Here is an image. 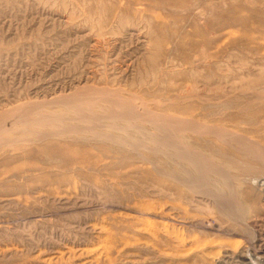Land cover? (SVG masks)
<instances>
[{
  "label": "rangeland",
  "instance_id": "374dc122",
  "mask_svg": "<svg viewBox=\"0 0 264 264\" xmlns=\"http://www.w3.org/2000/svg\"><path fill=\"white\" fill-rule=\"evenodd\" d=\"M148 1L0 0V118L59 110L63 96L108 87L129 99L116 109L137 115L128 142L142 144L1 146L0 264L264 262V0ZM146 112L200 123L178 133L203 172L165 153ZM87 155V165L47 168L52 177L6 172ZM118 227L126 239L108 236Z\"/></svg>",
  "mask_w": 264,
  "mask_h": 264
},
{
  "label": "bare ground",
  "instance_id": "6f19581e",
  "mask_svg": "<svg viewBox=\"0 0 264 264\" xmlns=\"http://www.w3.org/2000/svg\"><path fill=\"white\" fill-rule=\"evenodd\" d=\"M139 1V0H138ZM148 1V0H145ZM99 2V1H98ZM150 2V1H148ZM157 2V1H156ZM129 8H126V10H128ZM221 12V11H220ZM113 16V15H112ZM122 14L119 13L118 18H122ZM113 18V17H112ZM232 19V18H231ZM209 25L208 22H205L204 26L207 27ZM196 29H198V27H196ZM246 37V36H245ZM254 38V37H253ZM248 40V39H246ZM255 39H253L254 41ZM204 41H206L204 39ZM252 41V42H253ZM197 43V41H195V44ZM218 44H216L217 46ZM258 46V45H257ZM256 46V47H257ZM218 47V46H217ZM258 49H260L259 47H257ZM256 48V49H257ZM259 51V50H258ZM202 52V51H201ZM262 52V51H261ZM231 53V52H230ZM259 54V53H258ZM209 60V59H208ZM211 60V59H210ZM213 60V59H212ZM215 61V60H214ZM221 64V63H220ZM203 65V64H202ZM218 65V64H217ZM217 65H215L214 67H216ZM252 66V65H251ZM207 67V66H206ZM218 67V66H217ZM216 70V69H215ZM217 71V70H216ZM215 71V72H216ZM222 71V69H221ZM203 72V71H201ZM218 72V71H217ZM216 72V73H217ZM220 72V71H219ZM257 72V71H256ZM199 73V72H198ZM151 74V73H150ZM225 78V77H224ZM251 78V77H249ZM204 82V81H203ZM236 82V81H235ZM234 82V83H235ZM242 82V81H241ZM228 83V82H227ZM226 83V84H227ZM220 84V83H219ZM197 85V83H196ZM204 85V84H203ZM211 85V84H210ZM213 86V85H212ZM193 87V86H192ZM204 87V86H202ZM225 87V86H223ZM188 88V87H187ZM210 88V86H209ZM226 88V87H225ZM85 90L83 91H79V92H74L72 95L69 96H63L61 97V103L63 104L62 109L60 108L59 110H37L34 109L32 107H24L18 109L17 111L13 112L12 115H9L8 117H2L0 118V124L5 125L2 126L0 128V147L1 146H8V147H15V148H20V146L23 147H32L31 143L33 144V142H40V141H44L50 138H66L69 140H72L75 143H87L90 141H96L95 143L97 144L98 141L101 142L103 140H109V142H116V141H121L124 143H127L128 140L130 139L129 135V128L130 126H135L136 125V120H137V115L130 112L128 115H123L121 114L118 109H116L117 106L127 103L129 100L123 96L120 95L119 92L112 90L108 87L105 88H99V87H85ZM194 89V88H193ZM198 89V88H197ZM196 89V90H197ZM214 89V88H213ZM117 90V89H116ZM187 91V89H185ZM184 90V91H185ZM192 90V89H191ZM202 90V89H201ZM206 90V88H205ZM212 90V88H211ZM219 90V89H218ZM224 90V89H223ZM120 91V90H118ZM185 91V93H186ZM222 91V90H221ZM196 92V91H195ZM199 92V90H198ZM214 92V91H212ZM240 92V91H239ZM244 92V91H243ZM248 92V91H246ZM245 92V93H246ZM250 92V91H249ZM254 92V91H253ZM221 93V92H220ZM256 93V92H255ZM206 94V93H205ZM211 94V92H210ZM257 94V93H256ZM223 96V95H221ZM229 95H227L228 97ZM261 96V95H260ZM263 96V95H262ZM261 96V97H262ZM212 97V96H211ZM225 98V97H224ZM223 98V99H224ZM55 99V98H54ZM60 99V98H59ZM194 99V98H192ZM196 99V98H195ZM205 99V98H204ZM58 100V99H55ZM54 100V101H55ZM190 100V99H189ZM192 101V100H191ZM196 101V100H195ZM255 101V100H254ZM260 102V101H259ZM157 103V102H156ZM189 103V102H188ZM196 103V102H195ZM179 104V103H178ZM203 104V103H202ZM248 105V104H247ZM242 106V105H240ZM264 106V105H263ZM182 106H180L181 108ZM260 107V106H258ZM53 108V107H52ZM59 108V107H58ZM200 108V107H199ZM261 109V108H260ZM174 110V109H173ZM199 110V109H198ZM206 111V110H205ZM232 111V110H231ZM235 111V110H233ZM232 111V112H233ZM255 111V110H254ZM254 111L252 112L254 114ZM257 111V110H256ZM262 111V110H261ZM164 112V111H163ZM182 112V111H181ZM203 111H201L202 113ZM237 112V111H236ZM244 112V111H243ZM242 112V113H243ZM264 112V111H263ZM168 114V113H167ZM179 114V113H177ZM176 114V116H177ZM194 114V113H193ZM239 114V113H238ZM237 114V115H238ZM244 114V113H243ZM246 114V113H245ZM162 114H160V116H158V114H150L149 112L145 114L146 117H149L151 126H155L156 131L158 132V135H156L155 137H158L160 139H162L161 141V145L164 147V151L165 153L168 154V148H173V151L175 154H177L178 156L181 157V161L182 158L185 159V161H190L191 164L193 163V167L195 168V172L198 174H200L201 172L204 171V168L202 166H200L199 163L204 162V160L200 157L201 155L197 152H191V150L189 151L187 146L184 147V145H182L181 142V138L179 137V130L181 129L182 126L187 125L190 126V128H198L200 127V123H193L190 121L187 122H183V121H178L176 120H171L167 117H164ZM170 115V114H168ZM236 115V114H235ZM172 116V115H171ZM247 116V115H246ZM252 116V115H251ZM254 116V115H253ZM181 117V116H180ZM215 117V116H214ZM217 117V116H216ZM221 117V116H219ZM230 117V116H229ZM237 117V116H236ZM239 117V116H238ZM242 117V116H241ZM262 117V115H261ZM260 117V118H261ZM171 118V117H170ZM187 118V117H186ZM210 118V117H209ZM231 118V117H230ZM235 118V117H234ZM259 118V120H260ZM174 119V118H172ZM179 119V118H178ZM218 119V117L216 118ZM219 120V119H218ZM222 120H224V118H222ZM214 121V120H212ZM228 121V120H227ZM261 121V120H260ZM190 122V123H189ZM223 122V121H222ZM204 123V120H203ZM223 125V123H222ZM180 126V127H179ZM203 125H201L202 127ZM219 126V125H217ZM208 127V126H207ZM206 127V128H207ZM212 127V126H211ZM238 127V126H237ZM236 127V128H237ZM245 127V126H244ZM209 128V127H208ZM217 128V127H216ZM219 128V127H218ZM258 128V127H257ZM260 128V125H259ZM184 129V128H182ZM189 129V128H188ZM197 129V130H198ZM203 129V127H202ZM200 128L199 131L202 130ZM211 129V128H210ZM208 130L209 132H207V130L203 129L206 131V133L211 134V132L216 133V135H223L225 134L224 129L219 130V129H214V130ZM242 129V128H240ZM244 129V128H243ZM185 130H187V128H185ZM190 130V129H189ZM188 130V131H189ZM196 130V131H197ZM254 130V129H252ZM138 132H140L139 130H137ZM182 131V130H181ZM205 131H202L205 132ZM227 131V130H226ZM186 132V131H185ZM192 132V131H191ZM231 132V131H230ZM200 133V132H199ZM198 133V134H199ZM205 133V134H206ZM133 134V133H131ZM135 134V133H134ZM197 134V133H196ZM141 135V134H140ZM149 135V134H148ZM214 135V134H213ZM226 135H230L228 133H226L224 136L227 137ZM232 135V133H231ZM235 135L234 137H236L237 134H233ZM142 136V135H141ZM145 136V135H144ZM152 136V135H151ZM182 136V135H181ZM220 136V137H221ZM240 136V135H239ZM154 136H152L151 139L155 138ZM209 137V136H208ZM223 137V136H222ZM231 137V136H229ZM233 137V138H234ZM242 136H240L241 138ZM246 138V137H245ZM132 139V138H131ZM156 139V138H155ZM238 139V138H236ZM197 140V139H196ZM221 140V139H220ZM233 140V139H232ZM66 142V141H65ZM72 143V142H71ZM94 143V144H95ZM104 143V142H103ZM102 143V144H103ZM134 146V147H139V145L142 147V144H140L139 141H137V138H133L130 142H128ZM69 144V143H67ZM78 144V145H79ZM99 144V143H98ZM120 144V143H119ZM83 145V144H82ZM88 145V144H87ZM85 145V146H87ZM105 145V144H104ZM114 145V144H113ZM89 147V146H88ZM34 148V147H33ZM99 148V147H98ZM187 148V149H186ZM104 149V148H103ZM10 150V149H9ZM106 150V149H105ZM32 151V149H31ZM95 151V150H94ZM100 151V150H99ZM171 151V150H169ZM101 152V151H100ZM157 153V152H156ZM155 153V154H156ZM164 153V155H165ZM170 153V152H169ZM18 154V153H17ZM39 154V153H37ZM160 154V152H159ZM163 154V152H162ZM174 154V155H175ZM42 155V154H41ZM99 155V154H98ZM171 155V154H168ZM167 155V156H168ZM177 155H175L177 157ZM13 156V155H12ZM28 157L30 156V152L29 150H25L22 153H20L18 155V157ZM35 156V155H34ZM43 156V155H42ZM47 156V155H45ZM154 156V154H153ZM161 156V155H160ZM166 156V155H165ZM39 157V156H38ZM53 157V156H52ZM58 157V156H57ZM56 157V158H57ZM173 157V156H172ZM175 157V158H176ZM41 158V157H40ZM92 157L87 155L84 156L82 158H77V159H70V160H66L62 162L63 166H59V160H56V162H52V161H48L46 160V162L44 161H40L37 163H32L30 165H28L25 168H19V167H13V168H9L6 170L7 173H9V175H18L22 172H27V174H31L28 173L30 171H36V170H44L43 172H45L48 177H52L54 175L53 171L51 170H47V168H51V166H57L58 168H61V170H64V168L70 167L73 164H75V162L77 163H81L83 165H87L90 162V159ZM103 158V157H101ZM100 158V159H101ZM24 159V158H23ZM48 159V158H47ZM50 159V158H49ZM58 159V158H57ZM61 159V158H59ZM177 159H180L177 157ZM187 159V160H186ZM18 160V159H17ZM95 161H97V159H94ZM111 160V159H110ZM106 162V161H105ZM161 162V161H160ZM55 163V164H54ZM104 163V162H102ZM108 164V163H107ZM114 164V163H113ZM112 164V165H113ZM161 164V170H163L164 172H168L169 169ZM167 164V163H166ZM169 164V163H168ZM178 165V164H177ZM183 164H181L182 166ZM97 166V165H96ZM95 166V167H96ZM179 166V165H178ZM180 166V167H181ZM105 167V166H104ZM192 167V168H193ZM55 168V167H54ZM97 168V167H96ZM155 168V167H154ZM184 168V167H183ZM68 169V168H67ZM70 169V168H69ZM158 169V168H156ZM187 169V168H186ZM78 170V169H76ZM84 170V169H83ZM82 170V171H83ZM160 169H158L159 171ZM58 171V170H57ZM72 171V170H71ZM75 171V170H74ZM73 171V172H74ZM162 171V172H163ZM68 172V171H67ZM187 172V171H186ZM99 173V172H98ZM160 173V172H159ZM189 173V172H188ZM187 173V174H188ZM25 174V176L27 175ZM78 174V173H77ZM115 174V173H114ZM161 174V173H160ZM165 174V173H164ZM27 175V176H28ZM76 175V174H75ZM99 175V174H98ZM97 175V176H98ZM167 175V174H166ZM190 175V174H188ZM187 175V176H188ZM192 175V174H191ZM2 176V175H1ZM60 176V175H59ZM96 176V175H95ZM104 176V175H103ZM7 177V176H6ZM22 177V176H21ZM193 177V175H192ZM89 178V177H88ZM98 179V178H97ZM102 179V178H99ZM185 179V178H184ZM189 179V177L187 178ZM192 179V178H190ZM190 179L188 180V182L190 181ZM194 179V178H193ZM192 179V180H193ZM58 180L59 182H62L63 180H65L64 178L62 179H55ZM191 180V181H192ZM194 180H197L196 177ZM186 181V179H185ZM58 182V183H59ZM96 182V181H95ZM187 182V181H186ZM193 182H197V181H193ZM104 183V182H103ZM191 184V183H190ZM189 184V185H190ZM195 184V183H192ZM104 185V184H103ZM107 186V185H106ZM191 186V185H190ZM102 187V186H99ZM220 200L223 203L229 204L230 200L228 201L227 198L223 197V195H221ZM111 205V204H110ZM126 226V225H123ZM131 226V225H130ZM117 228V227H116ZM115 228V230H116ZM131 228V227H130ZM119 229V227H118ZM127 229V228H126ZM122 229L120 230V232H107L108 236L113 239L116 240V238L118 237V239H126L128 237V232L129 231L127 229ZM109 230V229H108ZM124 230V231H123ZM117 231V230H116ZM123 231V232H122ZM132 231V230H131ZM130 231V232H131ZM106 233V234H107ZM157 233V232H155ZM154 233V234H155ZM131 234V233H130ZM129 234V235H130ZM134 234L137 235L139 234V232L134 231ZM151 234V233H150ZM156 235V234H155ZM104 236V235H103ZM139 236V235H137ZM152 236V235H151ZM159 236V235H158ZM149 237V236H148ZM155 238V236H154ZM110 239V240H111ZM135 239V238H134ZM148 239V238H147ZM151 240V239H149ZM101 241V240H100ZM117 242V241H116ZM105 243V242H104ZM154 243V242H153ZM152 243V244H153ZM157 244V242L155 243ZM157 247V246H156ZM160 247V246H159ZM158 247V248H159ZM12 248H14L12 246ZM17 248V247H16ZM15 248V249H16ZM102 249V248H101ZM6 250V249H5ZM158 250V249H157ZM110 252V251H108ZM113 253V251H112ZM111 253V254H112ZM102 255V253L100 254ZM99 255V256H100ZM106 256V255H104ZM110 257V256H109ZM19 258V257H18ZM97 258V257H96ZM104 258V257H103ZM1 260V258H0ZM18 260V259H17ZM62 260V259H61ZM54 261V260H53ZM60 261V259H59ZM1 262V261H0ZM56 262V261H55ZM91 262V261H90ZM101 262L102 259H101ZM53 263V262H52ZM51 263V264H52ZM57 263V262H56ZM69 263V262H68ZM10 264V263H8ZM17 264V263H16ZM112 264V263H111ZM253 264H264V262H260V261H256L253 262Z\"/></svg>",
  "mask_w": 264,
  "mask_h": 264
}]
</instances>
